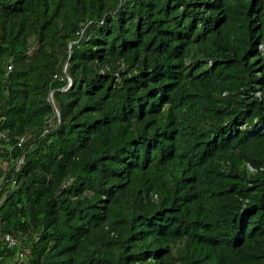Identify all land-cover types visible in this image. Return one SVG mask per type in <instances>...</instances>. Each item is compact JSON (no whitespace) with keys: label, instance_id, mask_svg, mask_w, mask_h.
<instances>
[{"label":"trees","instance_id":"1","mask_svg":"<svg viewBox=\"0 0 264 264\" xmlns=\"http://www.w3.org/2000/svg\"><path fill=\"white\" fill-rule=\"evenodd\" d=\"M0 129L11 263L264 264V0H0Z\"/></svg>","mask_w":264,"mask_h":264},{"label":"built area","instance_id":"2","mask_svg":"<svg viewBox=\"0 0 264 264\" xmlns=\"http://www.w3.org/2000/svg\"><path fill=\"white\" fill-rule=\"evenodd\" d=\"M23 135L20 134L16 137L14 143L20 144L22 140ZM6 138V132L4 129H0V146L2 141ZM20 160V157H18L15 161V166L17 165L18 161ZM1 184V183H0ZM1 186V185H0ZM3 192L0 190V200L2 199ZM19 232H11V231H3L0 233V239L5 245H14L20 242L19 238ZM36 237V234H34L33 238ZM26 248H23L22 250L18 251V256H21ZM0 264H17V261L14 263H11L9 260V257L5 256L2 258V255L0 253Z\"/></svg>","mask_w":264,"mask_h":264},{"label":"clouds","instance_id":"3","mask_svg":"<svg viewBox=\"0 0 264 264\" xmlns=\"http://www.w3.org/2000/svg\"><path fill=\"white\" fill-rule=\"evenodd\" d=\"M260 46H262V44H260ZM69 81H70V78H69V76H67V82H66V84H68Z\"/></svg>","mask_w":264,"mask_h":264},{"label":"rangeland","instance_id":"4","mask_svg":"<svg viewBox=\"0 0 264 264\" xmlns=\"http://www.w3.org/2000/svg\"><path fill=\"white\" fill-rule=\"evenodd\" d=\"M0 163L4 165L5 164V161L2 160ZM14 262H12V263H14ZM17 264H19V262H17Z\"/></svg>","mask_w":264,"mask_h":264},{"label":"water","instance_id":"5","mask_svg":"<svg viewBox=\"0 0 264 264\" xmlns=\"http://www.w3.org/2000/svg\"><path fill=\"white\" fill-rule=\"evenodd\" d=\"M51 95V94H50ZM55 110H57L56 108H55Z\"/></svg>","mask_w":264,"mask_h":264}]
</instances>
